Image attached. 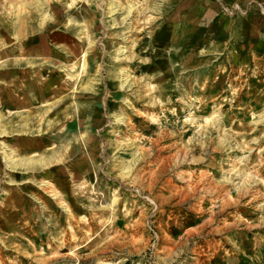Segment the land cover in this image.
I'll list each match as a JSON object with an SVG mask.
<instances>
[{"label": "rangeland", "instance_id": "obj_1", "mask_svg": "<svg viewBox=\"0 0 264 264\" xmlns=\"http://www.w3.org/2000/svg\"><path fill=\"white\" fill-rule=\"evenodd\" d=\"M0 80V264H264V0H0Z\"/></svg>", "mask_w": 264, "mask_h": 264}, {"label": "bare ground", "instance_id": "obj_2", "mask_svg": "<svg viewBox=\"0 0 264 264\" xmlns=\"http://www.w3.org/2000/svg\"><path fill=\"white\" fill-rule=\"evenodd\" d=\"M114 9V8H113ZM131 9H132V7H127V11H128V13L127 14H129V12L131 11ZM116 10V9H115ZM113 11V10H112ZM111 11V12H112ZM70 13V12H69ZM47 20H53V21H55L53 18H51V19H48L47 18ZM43 22H42V25H43V23H45V21H46V18H44L43 20H42ZM68 22V21H67ZM40 23V22H39ZM24 24V23H23ZM40 26V29H42L43 28V26ZM56 32V31H55ZM60 32V31H59ZM53 33V32H52ZM62 33V32H61ZM51 34V33H50ZM64 34V33H63ZM50 36V35H49ZM87 37V36H86ZM86 39V38H85ZM87 41H88V43L89 44H92V42L90 41V39H87ZM63 51V50H62ZM65 52V51H64ZM62 56V55H61ZM61 56H60V58H61ZM72 56V54L71 55H69V57H71ZM15 62V61H14ZM45 64H49V63H45ZM3 65L5 66V67H7V66H15V67H18V68H14V71H13V73L15 74V75H20V74H22V71H23V69H19V67H22L21 65H20V63L19 62H17V63H9V65H8V63H6V62H4L3 63ZM46 65H43L42 67H45ZM64 66V65H63ZM75 67H76V65H75ZM8 68V67H7ZM11 68V67H10ZM74 68V67H73ZM72 68V69H73ZM79 68H81V67H79ZM54 69V68H53ZM71 68L69 69L68 67H66V69H64L63 71H66L67 72V75H68V78L69 79H71V78H73V76L71 75V76H69V72H71V70H72ZM83 69H85V62H83V65H82V70ZM55 70V69H54ZM8 71V70H7ZM26 73H31L32 72V68L31 67H29V68H27L26 67ZM5 73V72H4ZM80 73H82V72H80ZM124 73V72H123ZM46 74H48V73H46ZM80 74H77V75H74L75 77H78ZM35 76V75H34ZM127 75H124L123 74V76L122 77H126ZM35 80H36V84H37V81H39L40 79H38V78H35ZM122 80V79H121ZM1 82H0V84L1 85H3V86H5L6 85V83L5 82H3V80H0ZM5 81V80H4ZM127 81V77H126V79H123V82L121 83V85H120V87H122V85L125 83ZM37 85H39V84H37ZM7 86V85H6ZM8 87V86H7ZM43 94V93H42ZM49 94H52V92L50 91L49 92ZM31 96H33V94L32 93H30V98H31ZM42 96V95H41ZM44 96V95H43ZM59 103V102H58ZM54 105V104H53ZM53 107H55V106H53ZM52 107V108H53ZM40 111V110H39ZM47 112V111H46ZM0 117H1V115H0ZM114 117V116H113ZM114 118H116L117 119V116L116 117H114ZM1 120V119H0ZM118 120V123H119V121H121V118H118L117 119ZM117 122V121H116ZM19 126L21 127V129L19 130V131H17L16 132V137H26V136H28V137H31V138H33V137H38V136H40V135H44L43 134V130H41L38 126L35 128V129H33V130H29L30 129V127L31 126H33L32 124H31V121L29 120V118L27 119V118H25V119H22V121H20V123H19ZM10 129L8 128H6V127H4L2 130H0V134L2 135V134H4V135H7V134H12L13 132H15V131H13V130H11V131H9ZM72 139L74 140L75 139V137H72ZM77 140V139H76ZM85 143H86V141H85ZM68 144V143H67ZM0 145H1V155H2V160H3V162H4V164H5V167H7V169L9 168V170H18V171H22L24 174L23 175H26V174H32V175H34L36 172H40V173H43L44 171H46L47 169H49V167H51L52 165H55V164H59V163H61V162H63V159H62V157H61V155L58 153V152H56V151H53L51 154H49V155H47V156H43V157H38V158H32V157H19V158H17L16 157V154H15V152L14 151H11L10 149H8L7 147H6V144H4V143H0ZM68 147H70L69 145H67V147H66V150L68 149ZM82 173L84 174V175H88V172H87V169L86 168H84L83 169V171H82ZM27 181L28 180H26V179H23V180H21V182H20V185H23V184H28L27 183ZM30 182V181H29ZM46 183V182H45ZM45 183H42V186L45 184ZM47 184V183H46ZM41 186V185H40Z\"/></svg>", "mask_w": 264, "mask_h": 264}, {"label": "crops", "instance_id": "obj_3", "mask_svg": "<svg viewBox=\"0 0 264 264\" xmlns=\"http://www.w3.org/2000/svg\"><path fill=\"white\" fill-rule=\"evenodd\" d=\"M7 67H8V68H7ZM7 67H6L7 70H9V68L11 67V70H10V71H11L12 73H13V71H14V70L12 69L13 67H14V68H18V67H15V66H7ZM19 69H21V67H19ZM7 83H8V82H7ZM8 84H10V83H8ZM51 92H52V91H51ZM30 93H31V91L29 92V96H30ZM53 95H54V91L52 92V94H49V96H53ZM56 96H57V95H55L54 97H56ZM43 97H44V96H43ZM43 97H42V98H43ZM32 100H34V98L31 96V101H32ZM43 103H47V102H43ZM43 105H45V104H43ZM53 106H55V105H53Z\"/></svg>", "mask_w": 264, "mask_h": 264}]
</instances>
